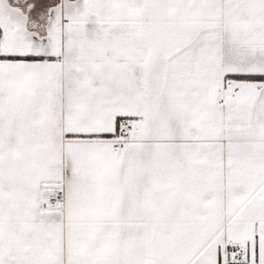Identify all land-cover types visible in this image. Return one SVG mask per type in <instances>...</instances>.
Here are the masks:
<instances>
[{"label":"snow or ice","instance_id":"snow-or-ice-1","mask_svg":"<svg viewBox=\"0 0 264 264\" xmlns=\"http://www.w3.org/2000/svg\"><path fill=\"white\" fill-rule=\"evenodd\" d=\"M0 264H264V0H0Z\"/></svg>","mask_w":264,"mask_h":264}]
</instances>
